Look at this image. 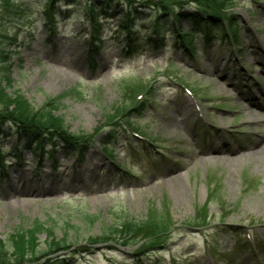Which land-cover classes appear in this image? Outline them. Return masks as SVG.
Instances as JSON below:
<instances>
[{
  "label": "rangeland",
  "instance_id": "1",
  "mask_svg": "<svg viewBox=\"0 0 264 264\" xmlns=\"http://www.w3.org/2000/svg\"><path fill=\"white\" fill-rule=\"evenodd\" d=\"M46 1L0 0V93L37 108L70 94L55 114L87 139L39 155L0 136V240L29 232L42 242L45 229L66 238V264H264V150L251 155L264 149V121L245 109L247 100L264 102V0H218L235 51L217 26L210 43L190 33L189 17L155 34L158 10L135 0L143 14L130 28L129 57L119 16H100L93 44L85 33L86 6L101 0H55L50 28ZM211 8L203 15L190 2L172 13L215 20ZM34 184L56 188L26 191ZM130 220L166 231L126 245L89 242Z\"/></svg>",
  "mask_w": 264,
  "mask_h": 264
},
{
  "label": "trees",
  "instance_id": "2",
  "mask_svg": "<svg viewBox=\"0 0 264 264\" xmlns=\"http://www.w3.org/2000/svg\"><path fill=\"white\" fill-rule=\"evenodd\" d=\"M55 0L46 1V9L44 10L45 16L49 21L46 25L50 28L52 8ZM64 1V0H63ZM224 2L231 0H223ZM67 4L73 3L74 0H66ZM192 2L198 8V11H202L201 14H205L203 10H211L213 15H216V19L208 18L206 16L193 13L185 15L178 11L174 14L173 9L181 8L185 4ZM141 3V2H140ZM206 4V5H202ZM143 8L151 9L153 6L158 10V14H153L151 19L150 30L156 34L158 33L162 25L167 24L169 21H177L180 27L181 20L185 17L192 19L194 23L193 29L190 33L203 36V42L208 43V39L212 38L211 34L214 32V27L217 26L222 30V22L218 16V10L223 11L226 6L218 0H207L203 3L202 0H144L142 1ZM140 6V5H138ZM62 13V11H61ZM143 14L139 7L136 6L135 0H101L97 3L91 1L86 6V17L91 22L89 29L90 37L92 41L97 38V31L99 27V21L102 15L111 17H118L120 19V30L124 33H128L129 29L134 26L136 18ZM166 16V17H164ZM219 19H218V18ZM228 23L232 24L231 17L227 18ZM161 24V26H158ZM175 33L183 43H186L190 49H192V41L186 38V33L180 30L177 26H173ZM214 26V27H213ZM50 30V29H49ZM1 55V54H0ZM3 79H0L2 81ZM5 84L7 82L4 80ZM0 90L4 91V87H0ZM1 91V92H2ZM1 94V93H0ZM70 95L68 93L59 94L56 97H47L44 105L40 107H33L27 101H25L18 93H3L0 95V136H12L15 135L18 144L24 142L25 147L32 152H41L45 147H55L58 142L67 146V149L78 150L84 147L86 142V135H77L68 131L63 123L61 117L55 114L60 99ZM121 127V126H119ZM114 135H118L117 130L112 132ZM17 144V146H18ZM16 147L15 150L18 151ZM44 152V151H43ZM52 153V151H49ZM1 153V150H0ZM39 153V155L41 154ZM34 157H37L34 155ZM3 158L0 155V165H2ZM154 229H152V228ZM166 231L158 226L147 227L142 221H131L123 227H110L107 231L100 234L90 236V243H102L113 241L120 245H126L128 243H135L138 241H144L157 237ZM45 233V238L42 242L35 239L34 235L31 236L29 232L13 233L5 241L0 240V264H66L65 256L68 254L67 250L70 248L66 238H58L55 234L44 229L41 231ZM157 234V235H156ZM148 247L156 246L158 241L151 244L147 243ZM159 247V246H158ZM141 249L147 250V247ZM144 250H141L142 252Z\"/></svg>",
  "mask_w": 264,
  "mask_h": 264
},
{
  "label": "bare ground",
  "instance_id": "3",
  "mask_svg": "<svg viewBox=\"0 0 264 264\" xmlns=\"http://www.w3.org/2000/svg\"><path fill=\"white\" fill-rule=\"evenodd\" d=\"M251 103H252V101H250ZM248 105H250V106H245V109L248 111V117L250 118V120L252 119V120H254V114H253V110H252V106H255V103L254 104H249L248 103ZM264 149H262L261 148V150H259V151H253V152H251V155L253 154V155H255V154H259L260 152H262ZM181 177L182 176H179V177H177L176 179H173L172 181H171V185L172 186H174V189L177 191V189H178V180L179 179H181ZM37 185L39 184V183H36ZM9 188H11V190H14V188H15V185H14V183L13 182H11V181H9ZM43 187H45V189L44 188H38V187H35V184L34 185H31L30 187H28L27 189H26V191H30V192H39V191H41V190H44L45 192H47V191H51V190H53V189H55L56 187H52V185H42ZM30 188V189H29ZM18 189H16L15 188V192L17 191Z\"/></svg>",
  "mask_w": 264,
  "mask_h": 264
}]
</instances>
